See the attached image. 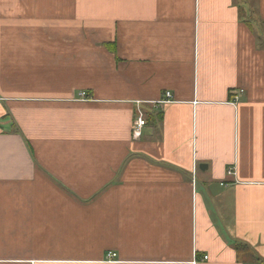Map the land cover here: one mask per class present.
I'll return each instance as SVG.
<instances>
[{
    "label": "crops",
    "instance_id": "0c3cea01",
    "mask_svg": "<svg viewBox=\"0 0 264 264\" xmlns=\"http://www.w3.org/2000/svg\"><path fill=\"white\" fill-rule=\"evenodd\" d=\"M0 264H264V0H0Z\"/></svg>",
    "mask_w": 264,
    "mask_h": 264
},
{
    "label": "built area",
    "instance_id": "2783aa9c",
    "mask_svg": "<svg viewBox=\"0 0 264 264\" xmlns=\"http://www.w3.org/2000/svg\"><path fill=\"white\" fill-rule=\"evenodd\" d=\"M81 96H86V93L82 92ZM172 97V94L170 92L166 93V98L162 99L159 101V103H165L168 102L169 99ZM147 124V118L145 113L138 109L136 117L134 119V124H133V129H132V134L134 138H140L143 132V129L145 127V125ZM229 173H233L232 171H230ZM112 257L115 256V254L111 255ZM204 259H208V256L205 255L203 257Z\"/></svg>",
    "mask_w": 264,
    "mask_h": 264
},
{
    "label": "water",
    "instance_id": "95a60500",
    "mask_svg": "<svg viewBox=\"0 0 264 264\" xmlns=\"http://www.w3.org/2000/svg\"><path fill=\"white\" fill-rule=\"evenodd\" d=\"M203 165H201V167H202Z\"/></svg>",
    "mask_w": 264,
    "mask_h": 264
}]
</instances>
